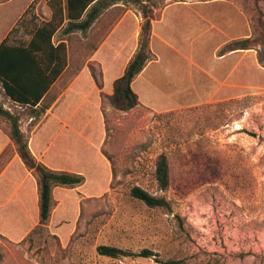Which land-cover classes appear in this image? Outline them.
Instances as JSON below:
<instances>
[{"label": "rangeland", "instance_id": "rangeland-1", "mask_svg": "<svg viewBox=\"0 0 264 264\" xmlns=\"http://www.w3.org/2000/svg\"><path fill=\"white\" fill-rule=\"evenodd\" d=\"M29 1L22 16L31 19L33 7L40 21L51 18L47 0ZM142 1L155 26L166 5L179 2L186 9L173 7L157 25L160 38L151 48L158 58L133 82L139 105L130 111L115 109L109 98L138 51L145 22L141 4L127 0L103 11L85 33L55 36L56 44L67 41L69 66L45 102L81 75L63 104L78 111L73 125L91 140L89 183L81 190L84 199L67 194L64 215L52 210L50 220L25 240L0 234V264H264V63L256 50L222 57L217 51L220 36L221 48L252 36L255 0ZM258 5L264 10V0ZM4 6L0 12L16 10L8 25L21 3ZM192 12L203 20L193 21ZM0 103L21 122L33 115L11 105L1 84ZM0 128L10 131L1 115ZM60 128L55 125L51 142ZM81 145L78 138L70 142ZM162 154L171 174L165 192L155 178ZM134 187L164 197L170 209L133 198ZM102 245L153 255L113 259L97 253Z\"/></svg>", "mask_w": 264, "mask_h": 264}, {"label": "trees", "instance_id": "trees-1", "mask_svg": "<svg viewBox=\"0 0 264 264\" xmlns=\"http://www.w3.org/2000/svg\"><path fill=\"white\" fill-rule=\"evenodd\" d=\"M51 18L40 21L33 7L31 19L22 16L9 35L0 41V84L7 98L14 104L30 109L39 119L49 109L55 98L45 102L52 87L69 66L66 40L57 44L55 36L62 31L65 36L76 32L85 33L100 18L103 11L127 0H47ZM141 4L145 22L139 39V48L129 62L125 73L114 84V93L109 98L111 105L119 111H130L139 105V97L133 90V82L142 73L148 63L155 60L150 47L153 15L151 8L142 0H130ZM256 8L252 13V36L233 40L226 44L220 55L239 50H256L258 62L264 63V10L255 0ZM45 102V103H44ZM44 103V106L42 105ZM40 105V108H37ZM0 115L10 124L8 135L15 150L26 168L33 172L39 187V225L44 226L53 210V191L56 187L76 188L84 184L79 174L58 172L39 163L32 155L28 139L21 130V117L1 105ZM6 153L0 161L1 166L9 158ZM155 178L160 191L165 192L171 186V174L168 157L159 156L156 163ZM131 196L150 208H168L170 203L164 197L153 196L139 187L131 190ZM100 256L108 258H151L150 250L131 252L117 247L102 245L97 248Z\"/></svg>", "mask_w": 264, "mask_h": 264}, {"label": "crops", "instance_id": "crops-1", "mask_svg": "<svg viewBox=\"0 0 264 264\" xmlns=\"http://www.w3.org/2000/svg\"><path fill=\"white\" fill-rule=\"evenodd\" d=\"M11 1L12 0L5 1V3L0 5V9L4 8V5ZM15 1L20 2L21 6L17 12L18 15L10 24H6V18H11L12 11L15 12L16 10L9 9L0 12V41L7 38L13 26L30 6L29 0H13V2ZM176 6L185 8L184 4L179 2L166 5L161 19L157 21L156 26L153 24L150 47L151 42L155 37L160 38L156 32L157 25H162L166 20L168 12ZM197 14L198 13L192 12V20L196 21V19H198L197 17H199L198 20H200V18L203 20V17ZM212 28H214V26ZM217 31L220 36L219 30ZM220 42L221 36L217 42V51H219V56L222 57L220 55V50L222 49ZM230 42H226L223 45L225 46ZM233 53H236V51L228 54L234 55ZM220 57L217 60L218 62ZM146 69L147 66L137 78L143 77ZM81 73H84V71ZM88 74L91 80H94L89 71ZM80 77L81 75L78 76L61 95L56 97L51 107L47 109L43 115H41L39 121L33 114L31 117L24 119L21 122V130L28 139L29 149L39 163H42L47 168L54 171L82 175L85 179L84 184L77 188L56 187L54 189L53 214H57L58 216L64 215L63 210L65 208L66 201L68 200L67 194L75 193L73 198H80L81 201L85 198L83 197L84 193L81 192V190L89 183V175L86 173V168L88 166L87 162L89 163L91 160L90 156H87L88 150L92 147L91 140L83 133L78 132L73 125V121L77 117L78 111L70 112L66 109V102L63 104L65 97ZM59 80L54 84L51 91H53ZM217 82L219 83L220 80L218 79ZM93 88L98 89V96L100 97L102 89L98 88L95 82ZM84 99L88 100V97L86 96ZM7 100L11 105L14 104L9 98H7ZM13 106L22 110V108L20 106H16V104ZM37 108H40V105H38ZM36 120L37 122H35ZM49 120L50 122L48 123V126L45 127ZM55 125L61 126V128L59 129L54 141L51 142V136ZM8 132L9 131L0 128V161L6 153L13 152L14 150V155L11 154L0 169V234L2 236L23 241L36 227L40 226L39 187L38 181L33 175V172L28 170L19 158L15 150L14 143L10 139ZM66 132L68 134L65 136V141H62L61 144L54 150L55 144L66 134ZM103 137L105 139V136ZM77 138L81 140L82 145L80 147H71L70 142H75ZM104 141L105 140H103L102 143L99 142L97 147L101 154H103L102 147L104 145ZM65 143H67V145ZM103 160L108 164V167L111 168L110 160L104 155Z\"/></svg>", "mask_w": 264, "mask_h": 264}]
</instances>
